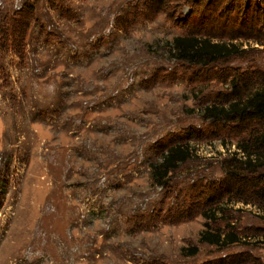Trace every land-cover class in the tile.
<instances>
[{
  "label": "rangeland",
  "instance_id": "1",
  "mask_svg": "<svg viewBox=\"0 0 264 264\" xmlns=\"http://www.w3.org/2000/svg\"><path fill=\"white\" fill-rule=\"evenodd\" d=\"M228 1L0 0V264H264V208L211 224L243 241L197 242L242 136L201 109L264 78V0ZM186 33L244 53L190 66L168 50ZM178 142L191 158L154 184Z\"/></svg>",
  "mask_w": 264,
  "mask_h": 264
},
{
  "label": "trees",
  "instance_id": "2",
  "mask_svg": "<svg viewBox=\"0 0 264 264\" xmlns=\"http://www.w3.org/2000/svg\"><path fill=\"white\" fill-rule=\"evenodd\" d=\"M159 1L163 3L164 0ZM235 1L250 0H229L227 4L232 5ZM168 50L176 61L197 67H209L240 58L244 53V48L233 40L212 41L207 36L187 33L175 36L169 42ZM231 84L230 99L225 104H211L200 112L203 119L223 121L232 125L236 136L242 135L235 143V150L228 152L221 161L222 178L207 184L204 197L206 208L201 212L204 224L197 242L220 249L243 241L231 230L232 225L228 222L218 227L211 225L221 220L226 206L240 203L264 208V78L260 86L247 82L239 84L237 78ZM192 153L193 148L188 143L178 142L168 146L161 153L160 161L149 166L152 182L164 185L168 174L188 161ZM197 252L196 246L180 248L181 255L186 257ZM226 263L230 264L219 262Z\"/></svg>",
  "mask_w": 264,
  "mask_h": 264
}]
</instances>
